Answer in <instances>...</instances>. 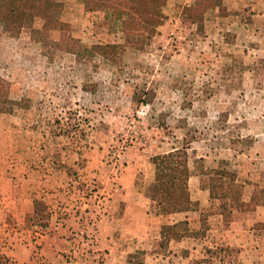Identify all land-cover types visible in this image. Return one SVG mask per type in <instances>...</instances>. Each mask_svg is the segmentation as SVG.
Masks as SVG:
<instances>
[{"label": "rangeland", "instance_id": "obj_1", "mask_svg": "<svg viewBox=\"0 0 264 264\" xmlns=\"http://www.w3.org/2000/svg\"><path fill=\"white\" fill-rule=\"evenodd\" d=\"M205 1L211 7L169 3L162 26L131 34L112 11L73 21L63 2L60 29L44 31L30 15L10 38L0 22L1 158H30L45 171L56 160L74 190L104 208L106 182L116 188L126 173L148 198L163 155L189 143L197 210L157 219L148 201L157 218L119 255L98 257L86 237L68 264H264V206L226 219L207 194L225 171L243 200L264 189V0ZM107 43L124 49L97 54ZM178 220L189 232L162 252L160 226Z\"/></svg>", "mask_w": 264, "mask_h": 264}, {"label": "crops", "instance_id": "obj_2", "mask_svg": "<svg viewBox=\"0 0 264 264\" xmlns=\"http://www.w3.org/2000/svg\"><path fill=\"white\" fill-rule=\"evenodd\" d=\"M56 1L65 4L62 15L70 16L76 22L77 15L100 19L109 12L87 13L80 0ZM181 1L184 0H163L164 17H167L169 3L174 7ZM48 162L43 161L42 165ZM56 163L53 160V169L45 171L41 166H34L30 158L10 162L0 157V184L3 187L0 189V264H68V255L86 237L92 239L96 251L100 252L98 257L117 256L121 253L118 246L136 239L142 229L147 230L152 218L174 216L153 217L148 206L150 200L134 181L127 179L126 173L116 188L106 182L107 187L102 190L107 195L104 198L106 204L101 208L94 204L92 192L75 191L74 181L65 167ZM37 200L43 201L51 214L46 229L28 222V215L33 212ZM182 214L188 213L175 215ZM180 221L184 220L173 223ZM106 261L109 264V259ZM87 264L96 262L89 260Z\"/></svg>", "mask_w": 264, "mask_h": 264}, {"label": "trees", "instance_id": "obj_3", "mask_svg": "<svg viewBox=\"0 0 264 264\" xmlns=\"http://www.w3.org/2000/svg\"><path fill=\"white\" fill-rule=\"evenodd\" d=\"M87 13L112 11L121 23L124 33L131 34L145 27H159L164 24L163 0H81ZM201 5L209 2L200 0ZM208 3V4H207ZM64 5L56 0H0V22L5 24L10 38H18L28 16L33 15L45 21L43 30L60 29L57 15ZM124 47L107 43L94 46L97 54L121 53ZM177 148L165 155L156 165L153 181L148 187V199L158 216H171L197 210V202L189 185L190 171L187 148ZM244 188L237 182L236 174L225 171L210 180L209 199L221 201V214L228 219L234 212H255L264 206V189H254L248 201L243 200ZM51 214L43 201H35L34 210L28 215L30 225L48 228ZM189 232L187 220L161 226V251L169 250L173 241H180Z\"/></svg>", "mask_w": 264, "mask_h": 264}]
</instances>
